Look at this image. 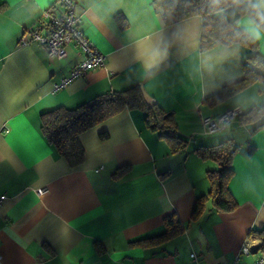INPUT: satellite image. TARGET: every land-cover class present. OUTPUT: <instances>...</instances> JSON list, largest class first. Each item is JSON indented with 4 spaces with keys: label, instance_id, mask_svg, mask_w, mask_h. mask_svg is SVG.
Segmentation results:
<instances>
[{
    "label": "crops",
    "instance_id": "obj_1",
    "mask_svg": "<svg viewBox=\"0 0 264 264\" xmlns=\"http://www.w3.org/2000/svg\"><path fill=\"white\" fill-rule=\"evenodd\" d=\"M152 1L78 0L79 27L105 55V63L54 89L84 58L74 44L65 47L63 57L53 58L29 33L47 10L60 11L58 0H0V194L5 195L0 264L232 263L251 230L264 227V126L253 130L254 124L237 117L215 133H205L202 126L205 116L264 103V87L257 85L264 81L221 101L208 100L242 78L251 51L242 46L226 65L204 69L191 48L173 43L178 32L194 29L197 22L186 17L166 24ZM144 37L170 49L151 69L139 55ZM258 46L264 54V40ZM133 84L148 103L174 113L178 134L187 140L184 148L171 152L138 109H125L81 133L84 157L75 166L43 135L42 112ZM49 98L55 106L38 111ZM21 116L28 127L9 142L10 124ZM227 138L238 145L228 182L236 208L217 211L208 200L191 219L196 198L209 190L206 171L217 167L195 149ZM171 213L184 226L181 233L160 244L131 242L161 233L163 217ZM257 258L254 252L241 260Z\"/></svg>",
    "mask_w": 264,
    "mask_h": 264
},
{
    "label": "trees",
    "instance_id": "obj_2",
    "mask_svg": "<svg viewBox=\"0 0 264 264\" xmlns=\"http://www.w3.org/2000/svg\"><path fill=\"white\" fill-rule=\"evenodd\" d=\"M209 2L210 0H153L152 4L162 13L164 22L168 24L189 17L193 12L201 9L206 14ZM116 19L122 26L126 25L119 14L116 15ZM242 42L247 43L245 48L251 51L243 62V76L225 85L221 92L209 97L208 100L212 103L221 101L256 81H264V54L260 52L258 42ZM125 109L140 110L143 113L145 125L166 140L171 152L186 146L187 140L178 134L174 113L163 109L157 103H148L138 84L121 90L100 93L74 107L58 106L44 111L40 114L41 131L69 165L75 166L84 157V148L79 135ZM237 119L244 124H254L253 130L264 126V103L242 111ZM106 136V133L101 134L103 138ZM237 149L238 145L232 138L211 145H200L195 149L201 158L214 161L217 167L206 171L209 190L196 198L191 219H196L203 212L208 200L211 201L212 208L217 211H231L236 208L228 182L234 172L231 163ZM163 226L161 233L131 242L144 245L160 244L184 230V226L175 213L163 217ZM249 236L257 239L256 250L264 249V227L252 229Z\"/></svg>",
    "mask_w": 264,
    "mask_h": 264
},
{
    "label": "clouds",
    "instance_id": "obj_3",
    "mask_svg": "<svg viewBox=\"0 0 264 264\" xmlns=\"http://www.w3.org/2000/svg\"><path fill=\"white\" fill-rule=\"evenodd\" d=\"M187 20L197 22L196 27L178 32L173 43L191 48L195 61L210 71L226 65L240 47H247L242 41L264 40V0H210L206 14L201 9ZM140 41L143 46L139 55L146 68L168 57L170 49L162 50L148 37Z\"/></svg>",
    "mask_w": 264,
    "mask_h": 264
},
{
    "label": "built area",
    "instance_id": "obj_4",
    "mask_svg": "<svg viewBox=\"0 0 264 264\" xmlns=\"http://www.w3.org/2000/svg\"><path fill=\"white\" fill-rule=\"evenodd\" d=\"M60 4V11L54 12L52 10L46 11L45 19H38L36 27L29 33L31 37L42 43L48 54L53 58H61L65 55V47L69 44L76 45L84 54L83 60L76 64L68 75L62 76L58 82L53 85L57 89L73 78L83 75L89 69L101 66L105 63V55L101 53L84 31L79 27V17L76 15L75 8L78 0H58ZM45 28L44 34L39 33V29ZM238 107L229 109L221 114L215 116H205L202 118V126L205 133H215L230 122L232 118L237 117L241 113ZM5 195L0 194V204L3 202ZM257 239L247 236L241 243L235 260L232 263L221 264H264V249L256 250ZM258 252V258L251 263L241 260L242 256L251 255ZM196 259L194 253L190 254Z\"/></svg>",
    "mask_w": 264,
    "mask_h": 264
},
{
    "label": "snow or ice",
    "instance_id": "obj_5",
    "mask_svg": "<svg viewBox=\"0 0 264 264\" xmlns=\"http://www.w3.org/2000/svg\"><path fill=\"white\" fill-rule=\"evenodd\" d=\"M51 100L52 98H49V101L43 102L40 105H38L37 110L39 111L40 109L45 107H54L55 105L54 103L50 102ZM10 127L13 129V133L12 136L9 137V142H12V140L22 137V133L24 129L28 127V121L25 117L21 116L18 117L15 121L11 122ZM24 139L27 138L24 137Z\"/></svg>",
    "mask_w": 264,
    "mask_h": 264
},
{
    "label": "rangeland",
    "instance_id": "obj_6",
    "mask_svg": "<svg viewBox=\"0 0 264 264\" xmlns=\"http://www.w3.org/2000/svg\"><path fill=\"white\" fill-rule=\"evenodd\" d=\"M257 85H260V87H264V82H262V83L259 82Z\"/></svg>",
    "mask_w": 264,
    "mask_h": 264
}]
</instances>
